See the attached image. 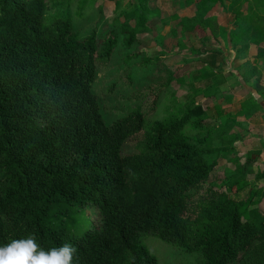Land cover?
<instances>
[{"label":"trees","instance_id":"1","mask_svg":"<svg viewBox=\"0 0 264 264\" xmlns=\"http://www.w3.org/2000/svg\"><path fill=\"white\" fill-rule=\"evenodd\" d=\"M56 1L0 0V246L34 235L45 249L73 245L74 264H158L139 239L151 234L198 254L200 264H264V212L250 208L256 190L238 201L228 195L248 186L255 156L243 163L232 157L236 170L225 185L227 193L208 185L201 191L215 165L205 157L211 141L230 144L234 138L228 137L230 115L220 110L232 97L215 93V112L227 119L207 134H187L208 107L196 103L195 95L172 121L146 126L154 101L149 111L140 105L107 124L92 89L98 63L111 61L121 41L129 48L148 34L161 14L147 0H136L114 18L116 27L104 33L93 27L78 37L69 0H61L60 10ZM87 1L80 0L76 10ZM106 1L119 6V0ZM225 1L198 0L194 16L172 17L205 46L209 35L229 40L234 60L255 44L253 62L264 64V23L250 9H264V0H252L254 5L232 0L227 7ZM214 3L234 14V30L208 14ZM245 3L254 18L244 26ZM145 61V67L156 68L162 59ZM256 69L238 77L247 86L256 76L251 89L261 99L250 94L234 118L264 113V76ZM201 96L212 97L206 91ZM141 133L138 150L122 153V146ZM88 205L99 210L100 224L72 233Z\"/></svg>","mask_w":264,"mask_h":264},{"label":"rangeland","instance_id":"2","mask_svg":"<svg viewBox=\"0 0 264 264\" xmlns=\"http://www.w3.org/2000/svg\"><path fill=\"white\" fill-rule=\"evenodd\" d=\"M79 1L69 0L74 24L72 32L78 37L84 35L93 27L98 33H104L107 29L116 27L114 18L118 13L133 8L136 0H119L117 9L114 3L106 0H89L81 11H77L76 9L80 5ZM195 1L198 0L186 1V6L193 8ZM226 1H228L227 7L232 0ZM248 1L251 5H254V1ZM61 2V0L55 2L58 5V10L61 9ZM181 3L182 6H185L182 0ZM245 4L242 6V14L246 17L243 21L244 26L248 21L249 23L252 22L254 18L249 13V8L247 11V4ZM62 7L63 11H66L65 3L62 4ZM250 9L259 16L260 23H264V9L260 10L253 7H250ZM209 11H211V15H216L217 4H212ZM48 13L52 14V9H48ZM172 16L166 13V16L160 18V22L156 24L153 33L141 35V38L129 48L123 47L121 41L111 61L105 64L98 63L92 89L98 97L100 111L107 124L113 123L121 114L140 105H142L144 112L149 111L154 101L157 104L152 107V112L147 113L146 126L158 120L168 119V121H172L182 115L185 104L195 95L194 101L196 103L204 102L208 107L201 118L200 125L197 128L192 126L188 128V136L193 137L199 133L207 134L208 129H212L217 125H224L227 118L215 112L216 107L214 104L219 99L217 95L232 97L231 91L234 93V90L238 92L240 89L239 81H241V78L238 76L242 74V71L250 70L254 65L250 58L245 60L246 63H244V60H240L241 57L233 60L236 53L235 49H227L228 41L226 42L221 36L214 38V42L207 31L206 34L210 37V44L203 45L197 36H194L190 31H182L179 20ZM234 18L235 16L231 17L229 23H225L224 27H231L232 29H230L234 30ZM164 24L171 26V28L168 27L166 31H161ZM169 29L170 31H167ZM120 38L122 39V37ZM224 54L227 55L226 59L228 62L230 61V66L225 65L227 60L222 59ZM211 55H215V57L210 58ZM159 57L162 61L158 64V67L155 68L153 65L145 67V60L155 62ZM211 61L213 62L211 63ZM236 67L239 68L234 72ZM256 68L257 73L264 74V65H258ZM255 78L256 76L248 83L250 87L246 89L249 91H252L250 88H252ZM220 81L225 83L229 90H222ZM203 91H206L212 97L204 99L201 96ZM250 94L236 93L235 101L232 97L231 104L228 105L224 101L220 106L221 113L226 116L230 115L228 123L231 131L228 137L233 135L234 138L231 139L230 144H224L219 140L211 141L209 147L212 151L205 154V157L207 162H214L215 165L206 182L202 185L201 191L208 185L212 190L227 193L225 185L228 178L236 170L232 157L238 156L240 158L239 162L243 163L245 158L252 155L255 158L254 163L250 166V173L246 176L248 186L236 195L229 192L228 195L231 199L238 201L248 195V190H256L254 202L250 208L257 207L261 212H264V113L255 111L249 119L243 116L233 117L241 102L247 97L249 98ZM252 95H256L255 97H258L259 100L261 99L260 95L254 91H252ZM143 137L144 133H141L137 138L126 142L122 146V153L137 151L140 146L138 143ZM100 222V212L97 207L88 205L82 211L81 221H77L79 226L76 229H69V231L82 233L84 230L83 225L88 227L92 223L98 225ZM139 239L155 256L158 264L201 263V257L198 254L185 253L179 246L159 240L154 235L141 234Z\"/></svg>","mask_w":264,"mask_h":264},{"label":"clouds","instance_id":"3","mask_svg":"<svg viewBox=\"0 0 264 264\" xmlns=\"http://www.w3.org/2000/svg\"><path fill=\"white\" fill-rule=\"evenodd\" d=\"M76 254L69 243L45 249L34 235H28L0 246V264H74Z\"/></svg>","mask_w":264,"mask_h":264},{"label":"crops","instance_id":"4","mask_svg":"<svg viewBox=\"0 0 264 264\" xmlns=\"http://www.w3.org/2000/svg\"><path fill=\"white\" fill-rule=\"evenodd\" d=\"M183 2H184V4H185V6H182V3H181V0H147V4H148V7L150 8V9H157L158 10V12H160V14H161V17L160 18H162V17H164V16H166V13L168 14V15H170L171 14V16L172 15H174V14H176V15H178L179 17H187V18H190V17H192V16H194V14H195V4L193 5V8H189V6H186V1H188V0H182ZM196 2V1H195ZM227 3L226 4H228V1H226ZM217 4V14L215 15V14H212L213 16H215L216 17V19H217V22H218V24H220V26H225L224 24L225 23H229V21H230V18L232 17H234V14H231V12H228V11H226V10H224L223 8L221 9V7H219L218 6V3H216ZM246 5V4H245ZM166 12V13H165ZM208 14H210L211 15V11H209V13ZM160 22V19L156 22V24L157 23H159ZM156 24L154 25V27H153V29L155 28V26H156ZM171 28V26H167L166 24H164L163 26H162V29H161V31H166V29L167 28ZM227 28V27H226ZM231 27H229V28H227L228 30L227 31H229V30H231L230 29ZM153 29H151V31L149 32V33H153L154 32V30ZM158 29V28H157ZM156 30V29H155ZM167 31H170V29L169 30H167ZM212 40L215 42V40L212 38ZM227 49H229V50H233L232 49V45H231V43L229 42V40H228V42H227ZM256 51H257V46L255 45V44H253V43H251L250 44V46H249V49L246 51V53H243L241 56H239V57H241V59L240 60H246V59H251V61H252V63H253V65L255 66H257L258 67V65H261V64H259V63H256L255 64V62H253L254 60V56H255V54H256ZM226 54H224V57L222 58L224 61H226L227 59H226ZM234 56H235V54H234ZM233 56V57H234ZM234 60V59H233ZM230 62V61H229ZM228 62V60L225 62V65H227V66H230V63ZM244 63H246V61L244 62ZM262 65H264V64H262ZM240 67V66H239ZM239 67H236L235 69H234V72L239 68ZM257 70V69H256ZM258 71V70H257ZM242 73V75L243 74H247L248 73V69L247 70H244V71H242L241 72ZM261 75H263L264 76V74H262L261 73ZM251 80V79H250ZM248 83L249 82H247L246 84H247V86H242V85H240V83H239V91L238 92H236L235 90H234V93H232V91H231V95H232V97H233V100L235 101V99H236V93H240V92H242V95H245V94H252V91H254V92H256L254 89L252 90V91H249L248 89H246V88H249L250 87V85H248ZM220 86H221V89L222 90H229V89H227V86H226V84L225 83H223V82H221L220 81ZM251 89V88H250ZM236 92V93H235ZM232 103V102H231Z\"/></svg>","mask_w":264,"mask_h":264}]
</instances>
